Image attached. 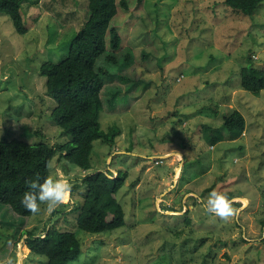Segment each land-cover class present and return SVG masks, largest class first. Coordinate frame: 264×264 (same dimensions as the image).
Segmentation results:
<instances>
[{"label": "rangeland", "instance_id": "1", "mask_svg": "<svg viewBox=\"0 0 264 264\" xmlns=\"http://www.w3.org/2000/svg\"><path fill=\"white\" fill-rule=\"evenodd\" d=\"M85 1L23 0L24 34L0 12V138L68 139L48 116L55 101L39 67L65 55L83 23ZM223 1L144 0L134 7L139 15L118 8L121 45L112 55L119 62L131 51L132 58L118 76L104 80L103 90L124 87L121 74L135 71L146 85L99 113L103 129L120 131L113 145L93 141L90 168L54 155L49 176L70 181V202L51 214L41 205L21 226L40 235L51 225L75 229L70 210L80 198L81 188H74L80 178L96 170L126 171L117 194L125 224L111 232L79 230L81 252L68 264H264V89L254 94L239 85L248 55L264 68V0L252 15ZM102 61L97 64L110 62ZM235 109L245 119L240 136L225 134L213 143L202 138L203 125L219 126ZM212 191L227 194L238 216L222 221L207 213L201 201ZM4 207L11 211L0 203V213H7ZM5 226L0 248L9 246L10 253L0 264L9 258L45 264L25 245L26 235L14 242Z\"/></svg>", "mask_w": 264, "mask_h": 264}, {"label": "trees", "instance_id": "2", "mask_svg": "<svg viewBox=\"0 0 264 264\" xmlns=\"http://www.w3.org/2000/svg\"><path fill=\"white\" fill-rule=\"evenodd\" d=\"M22 1L0 0V12L8 15L14 29L20 34L28 30L22 15ZM143 1L86 0L83 23L69 39L65 55L58 61L44 59L41 62L39 72L46 77L45 91L55 101L48 116L68 139L50 143L46 138L33 142L17 137L0 138V203L6 204L13 212H8L4 207L7 213H0L4 218L0 219V224L12 230L10 240L14 242L26 235L25 245L31 253L43 256L45 264H68L76 260L81 252L77 236L79 230L111 232L125 224L124 209L117 194L124 184L126 171L118 170L112 176L109 170H96L80 178L79 183L74 185V188H81L80 198L71 202L73 208L70 211L76 213L73 220L75 229L72 230H60L51 225L40 235L34 229H22L25 218L32 213L21 201L23 194L29 190L25 181L39 178L42 183L49 176V166L55 154H58V159L87 170L91 167L90 154L94 140L114 144L120 129L117 126L103 129L99 113L105 107L114 108L122 94L129 93L138 84L144 88L147 82L141 76L135 77L136 71H129L121 74L120 79L126 81L124 87L116 85L103 90L104 80L118 76V72L128 66L132 58L131 51L123 53L119 62L112 55L121 45V35L114 19L119 7L130 10V15H139L140 12L134 7H140ZM223 2L234 11L252 15L262 0ZM143 54L145 57L148 53ZM101 57H105L103 61L109 60L111 63L97 64L98 60L102 61ZM133 80L137 81L136 84ZM239 85L254 94L264 89V68L254 65L250 55L247 56V63L240 68ZM244 127V116L235 109L223 115L219 126L203 125L201 136L213 143L225 134L232 138L240 136ZM9 253V246L0 248V258L5 259Z\"/></svg>", "mask_w": 264, "mask_h": 264}, {"label": "clouds", "instance_id": "3", "mask_svg": "<svg viewBox=\"0 0 264 264\" xmlns=\"http://www.w3.org/2000/svg\"><path fill=\"white\" fill-rule=\"evenodd\" d=\"M25 184L29 190L23 194L21 203L33 215L40 213L41 205H46V211L51 214L70 202L72 184L68 179L47 176L42 183L37 178L26 180ZM201 203L207 213L222 221H230L239 214V209L234 208L232 200L222 192H210L206 201ZM3 264H14V261L9 258Z\"/></svg>", "mask_w": 264, "mask_h": 264}, {"label": "bare ground", "instance_id": "4", "mask_svg": "<svg viewBox=\"0 0 264 264\" xmlns=\"http://www.w3.org/2000/svg\"><path fill=\"white\" fill-rule=\"evenodd\" d=\"M178 153H179V152H178ZM239 199H241V200L243 201V204H246V199H245V197L241 196V197H239Z\"/></svg>", "mask_w": 264, "mask_h": 264}]
</instances>
